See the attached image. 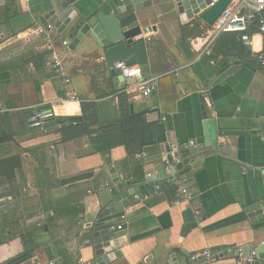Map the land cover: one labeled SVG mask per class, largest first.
<instances>
[{"label":"crops","instance_id":"1","mask_svg":"<svg viewBox=\"0 0 264 264\" xmlns=\"http://www.w3.org/2000/svg\"><path fill=\"white\" fill-rule=\"evenodd\" d=\"M55 1L61 11L72 9L77 18L95 13L106 2ZM151 1L137 13L136 24L149 59V65L141 68L143 78L157 83L150 98L137 92L135 79H125L126 89L120 85L117 91L104 52L92 39L86 38L72 51L68 30L59 34L53 27L48 36L39 34L38 28H45L41 18L54 8L51 0L1 4L0 104L13 111L0 115V161L20 157L22 166L7 185L10 189L5 193L0 189L6 195L8 215L13 212L0 219L4 229L0 264L26 251L32 258L25 264H94L87 227L108 219L116 220L111 231L126 239L156 230L153 236L123 247L120 264H175V260L200 264L191 262V256L202 251L217 256L227 250L232 255L214 264H235L234 252L264 247V221L249 217L264 208V70L255 57L244 59L232 50L237 38L228 34L213 38L211 27L198 16L182 21L179 0ZM8 5L17 10L16 17L5 16ZM192 24L203 34L184 36L182 27L193 30ZM63 42H69L68 47ZM256 42L259 49L263 47L260 40ZM54 58L62 63L69 84L50 67ZM127 64L139 66L135 58ZM68 91L81 103L60 107V117L79 116L82 102H90L98 106L100 127L119 121V98L126 94L134 114L148 112L145 119L156 125L157 143L139 153L147 155L142 159L139 154L130 157L119 146L108 156L111 163H106L89 138L64 143L55 123L43 129L28 127L29 110L38 106L48 110ZM210 120L217 128L211 154L191 161L176 175L147 181L171 165L167 146L173 163L185 159L191 141L200 151L208 150L204 123ZM138 164L145 180L135 185L131 178ZM114 167L122 181L131 182L128 188H146L130 197L122 212L105 218L100 194L111 187L108 170ZM179 185L192 199L175 204ZM157 187L160 191L155 194ZM256 264L264 260L259 258Z\"/></svg>","mask_w":264,"mask_h":264},{"label":"water","instance_id":"2","mask_svg":"<svg viewBox=\"0 0 264 264\" xmlns=\"http://www.w3.org/2000/svg\"><path fill=\"white\" fill-rule=\"evenodd\" d=\"M4 1L0 0V6L3 5ZM233 1L179 0L177 8L182 21L198 16L206 25L213 27ZM51 4L54 8L41 18L42 24L45 27H55L59 34L68 30L72 51L86 38L92 39L104 52L117 91L120 85L123 86L122 90L126 89V80L122 73L116 69L117 63H127L135 58L141 68L149 65L146 42L143 38H138L142 35V30L136 24L138 22L137 13L150 7L152 5L151 0H106L99 10L83 18H77L72 9L65 12L61 11L55 0H51ZM75 19L76 21H74ZM204 127L208 150L200 151L198 147L192 148L183 155L184 160L173 163L172 151L167 146V162L173 164L174 168L170 172H166L165 168H160L157 175L148 177L147 181H157L172 174L176 175L191 161L211 154L217 143L216 122L214 120L207 121L204 123ZM174 158L178 159L179 153H175ZM108 172L111 176V187L100 194L102 205L105 207V218L122 212L129 206V198L146 188L144 186L140 189L128 188L131 182L121 180L117 167L109 169ZM262 175L264 181V169ZM249 217L252 220L258 218L259 221H264V208L252 212ZM115 227L116 220L114 219H108L87 227L88 230L85 235L94 250V264H120L123 247L156 234V230H153L126 239L111 231ZM250 251L251 248L247 246L243 248L242 253L248 255ZM258 252L260 260H264V247L261 246ZM230 255H232L231 251L227 250L215 256V259L218 261ZM233 256L238 257L239 251L234 252ZM174 262L177 264L176 260Z\"/></svg>","mask_w":264,"mask_h":264},{"label":"trees","instance_id":"3","mask_svg":"<svg viewBox=\"0 0 264 264\" xmlns=\"http://www.w3.org/2000/svg\"><path fill=\"white\" fill-rule=\"evenodd\" d=\"M7 18L16 17L18 12L13 6L8 5L4 10ZM182 27L184 36L189 37L200 36L203 33L200 31L197 24ZM195 32V33H193ZM230 37L235 40V45L232 50H235L241 58L254 59L252 53L243 46L239 41L237 34L228 33ZM257 61V60H255ZM120 118L115 124H109L103 127L99 125L98 106L90 102H82L81 114L75 117H64L58 120L62 123V128L58 129L64 143L74 141L82 138H89L93 146L94 152L104 157L106 163H111L108 157L114 148L124 146L130 157L141 153L146 147L155 145L157 143L156 125L149 124L146 121L148 112L141 114H134L131 110V104L128 102L127 95L124 94L119 98ZM3 139L0 137V143ZM22 166V159L20 157L10 158L0 161V189L7 192L10 187L7 186L15 179L16 172ZM145 180V173L143 166L138 164L135 168L134 175L131 181L135 185L143 183ZM165 186L171 187V184L163 182ZM174 188V186H173ZM176 191V190H175ZM0 191V199L6 197ZM3 217H9L8 213H2ZM4 233V229L0 224V235ZM2 243V241L0 242ZM32 258V254L28 251L4 262L1 264H25Z\"/></svg>","mask_w":264,"mask_h":264},{"label":"built area","instance_id":"4","mask_svg":"<svg viewBox=\"0 0 264 264\" xmlns=\"http://www.w3.org/2000/svg\"><path fill=\"white\" fill-rule=\"evenodd\" d=\"M53 27H39L38 33L49 35L48 32L54 31ZM210 33L213 38L219 37L224 34L233 33L237 34L245 46L255 57L259 66L264 70V0H240L236 5H230L218 19L213 27H211ZM256 40L261 41L262 48H258ZM51 37H48V43H52ZM69 42H63V46L68 47ZM53 72L58 78L69 84L65 70L62 63L58 58H54L53 63L50 65ZM116 69L122 73V76L127 79H135L138 81L137 92L144 97L150 98L152 94L157 90V83L155 80H145L143 78V72L139 66H130L127 63H117ZM66 96L58 97L56 101L51 103V108L46 110L41 106H38L32 110H29L27 116V124L31 129H43L49 123H55L56 128H62L63 124L58 123L60 117L57 110L66 105L68 102H80L81 99L72 92H66ZM13 110L6 105L0 104V115L11 113ZM69 117V116H68ZM166 121V119H164ZM190 148L197 147L195 141H191ZM146 154L137 155L138 159L145 158ZM174 168L173 165H169L165 168L166 172H170ZM160 191V187L156 188L155 194ZM149 196H145L147 199ZM192 195L183 186L179 185L177 189L175 204H180L182 200H191ZM2 205L0 204V208ZM122 226H118V230H122ZM259 259V252L256 249H252L248 255H243L240 251L239 256L235 258V264H256ZM191 262L200 264H214L217 260L210 251H202L191 256ZM77 264H86L83 261H79Z\"/></svg>","mask_w":264,"mask_h":264},{"label":"rangeland","instance_id":"5","mask_svg":"<svg viewBox=\"0 0 264 264\" xmlns=\"http://www.w3.org/2000/svg\"><path fill=\"white\" fill-rule=\"evenodd\" d=\"M29 175V174H28ZM1 204H2V207L0 208V219H3V214L2 213H8L9 209L6 205V201L3 200V198L0 200ZM10 216L11 214H13L12 211L9 212ZM15 216L17 217L18 216V213H15ZM1 221V220H0ZM1 223V222H0ZM11 229H15V228H11Z\"/></svg>","mask_w":264,"mask_h":264}]
</instances>
